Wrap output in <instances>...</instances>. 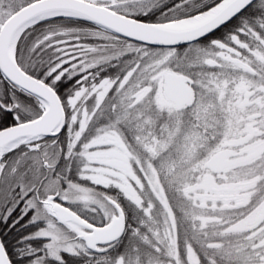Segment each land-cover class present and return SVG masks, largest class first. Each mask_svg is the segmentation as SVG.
Listing matches in <instances>:
<instances>
[{"label": "snow or ice", "instance_id": "6c2138e0", "mask_svg": "<svg viewBox=\"0 0 264 264\" xmlns=\"http://www.w3.org/2000/svg\"><path fill=\"white\" fill-rule=\"evenodd\" d=\"M0 264H264V0H0Z\"/></svg>", "mask_w": 264, "mask_h": 264}]
</instances>
